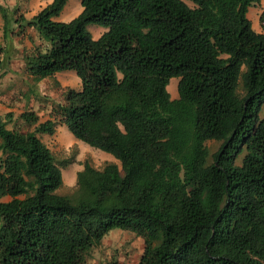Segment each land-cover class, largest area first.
Returning <instances> with one entry per match:
<instances>
[{"label": "trees", "instance_id": "obj_1", "mask_svg": "<svg viewBox=\"0 0 264 264\" xmlns=\"http://www.w3.org/2000/svg\"><path fill=\"white\" fill-rule=\"evenodd\" d=\"M66 1L33 14L47 43L25 61L37 77L73 69L81 88L43 120L21 111L25 131L0 114V264H82L114 227L143 237L136 264H264V8L261 30L247 15L260 0H80L54 19ZM58 123L120 166L85 159L58 192L37 135Z\"/></svg>", "mask_w": 264, "mask_h": 264}, {"label": "rangeland", "instance_id": "obj_2", "mask_svg": "<svg viewBox=\"0 0 264 264\" xmlns=\"http://www.w3.org/2000/svg\"><path fill=\"white\" fill-rule=\"evenodd\" d=\"M50 0H0V114L6 119L7 128L31 129L20 116V112L31 110L39 120L49 117L53 106L64 101L67 87L81 88V79L73 69L57 70L43 77L31 74L26 65V57L35 53L34 48L47 43L39 29L29 23L33 14ZM191 4L189 0H187ZM264 8V0L248 7L247 15L255 30H261L259 13ZM82 9L80 0H67L56 20L68 21ZM3 12L7 17L4 31ZM91 35L96 38L107 26L87 24ZM178 76H172L166 85L171 97H177ZM12 108V109H11ZM259 115H264V102ZM27 129V130H28ZM37 135L53 151L62 173L60 193H71L75 188L76 172L83 160L89 159L96 165L105 160L120 161L110 152L92 146L75 137L64 123H58L53 133L39 132ZM220 141L208 140L210 150L219 147ZM243 152L238 156L240 161ZM143 249V237L130 228L114 227L85 254L82 264H136Z\"/></svg>", "mask_w": 264, "mask_h": 264}, {"label": "crops", "instance_id": "obj_3", "mask_svg": "<svg viewBox=\"0 0 264 264\" xmlns=\"http://www.w3.org/2000/svg\"><path fill=\"white\" fill-rule=\"evenodd\" d=\"M0 99H2V97L0 96ZM12 109V108H11Z\"/></svg>", "mask_w": 264, "mask_h": 264}]
</instances>
